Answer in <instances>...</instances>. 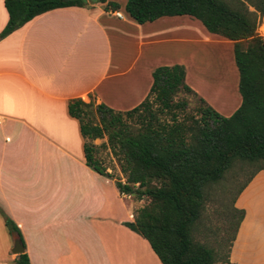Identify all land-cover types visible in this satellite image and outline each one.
<instances>
[{"label":"crops","instance_id":"0c3cea01","mask_svg":"<svg viewBox=\"0 0 264 264\" xmlns=\"http://www.w3.org/2000/svg\"><path fill=\"white\" fill-rule=\"evenodd\" d=\"M110 1L118 8L106 7ZM125 3L57 7L0 39V208L20 229L30 264H162L124 224L134 219L133 197L86 164L79 121L68 112L71 99L129 110L147 95L155 67L178 63L185 83L220 114L240 105L232 40L187 14L138 23ZM7 20L0 0V31ZM217 47L229 51V80L223 72L212 79L201 74L218 57L208 48ZM233 206L244 215L229 262L264 264V169ZM14 234L9 239L0 214V264H14Z\"/></svg>","mask_w":264,"mask_h":264},{"label":"trees","instance_id":"16d2710c","mask_svg":"<svg viewBox=\"0 0 264 264\" xmlns=\"http://www.w3.org/2000/svg\"><path fill=\"white\" fill-rule=\"evenodd\" d=\"M4 5L8 20L0 39L35 15L85 3L4 0ZM106 7L117 9L118 3L110 1ZM125 10L138 23L187 14L209 32L233 41L241 102L228 116L201 97L195 112H186L187 102L176 99L177 93L197 94L185 83V67L178 63L155 67L147 95L129 110L118 111L81 98L68 102L69 114L80 124L86 164L101 175L114 177L97 157L93 142L106 137L103 146L116 159L124 178L114 177L117 188L148 200L137 209L133 221L124 224L148 241L162 264H214V250L193 237L206 194L235 161L257 166L236 195L264 169V37L256 31L264 16V0H126ZM233 211L236 223L230 243L244 215L243 209L233 206ZM0 213L9 232L17 233L25 248L16 223L1 208ZM14 264H30L25 250Z\"/></svg>","mask_w":264,"mask_h":264},{"label":"rangeland","instance_id":"374dc122","mask_svg":"<svg viewBox=\"0 0 264 264\" xmlns=\"http://www.w3.org/2000/svg\"><path fill=\"white\" fill-rule=\"evenodd\" d=\"M259 22L261 26L263 21L260 19ZM263 26L264 25L259 29L262 33H264ZM207 53L210 55H215L216 53L218 57L219 55H222L223 57L221 60H219L220 58L218 59V57L216 58L218 60L214 58V61L205 68L204 73L201 72V74L205 76V79H212L210 76H217L219 72H223V74L227 75V79L229 80V78H231V65L229 66L228 62L229 51L227 55V53H224L222 49H218L217 47L216 49L208 48ZM175 98L183 99L187 102V113H194L196 107L200 104L198 95L184 91L178 92ZM128 122L132 124L133 120H128ZM105 138L106 137L95 139L97 142L96 155L106 167L107 172L113 174L114 177H121L122 179L116 159L110 154L109 149L103 146ZM256 167L257 166L254 164L235 161L225 172L223 178L219 182L213 184L209 192L206 194L204 207L194 225L193 237L195 240L206 244L214 250V264H231L227 262V251L236 223V214L233 211V199L240 186L246 181ZM132 197L135 201V215L137 209L146 204L148 200L146 198L136 199L134 196ZM6 231L7 236L9 234L10 239V232L7 226ZM13 255L16 257L15 254Z\"/></svg>","mask_w":264,"mask_h":264},{"label":"water","instance_id":"95a60500","mask_svg":"<svg viewBox=\"0 0 264 264\" xmlns=\"http://www.w3.org/2000/svg\"><path fill=\"white\" fill-rule=\"evenodd\" d=\"M84 3H96L98 0H81ZM24 245L17 233L13 235L12 239V247H11V252L15 254L16 256L22 252H24Z\"/></svg>","mask_w":264,"mask_h":264},{"label":"built area","instance_id":"2783aa9c","mask_svg":"<svg viewBox=\"0 0 264 264\" xmlns=\"http://www.w3.org/2000/svg\"><path fill=\"white\" fill-rule=\"evenodd\" d=\"M112 12L117 16V17H119V18H122L123 17V14L120 12V11H118V10H112ZM262 25V24H261ZM257 27L260 29L261 28V26H260V22H258V25H257ZM260 36H262V37H264V33H262L260 30H258V32H257ZM123 181V180H122Z\"/></svg>","mask_w":264,"mask_h":264}]
</instances>
